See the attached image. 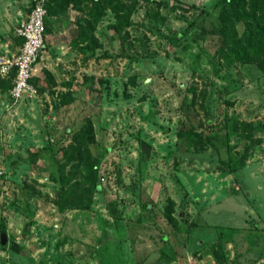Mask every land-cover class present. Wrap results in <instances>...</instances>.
<instances>
[{"label": "rangeland", "instance_id": "rangeland-1", "mask_svg": "<svg viewBox=\"0 0 264 264\" xmlns=\"http://www.w3.org/2000/svg\"><path fill=\"white\" fill-rule=\"evenodd\" d=\"M47 1L34 94L0 77V264H264V73L225 0ZM30 5L0 0V52ZM78 145L95 187L60 211Z\"/></svg>", "mask_w": 264, "mask_h": 264}, {"label": "trees", "instance_id": "trees-1", "mask_svg": "<svg viewBox=\"0 0 264 264\" xmlns=\"http://www.w3.org/2000/svg\"><path fill=\"white\" fill-rule=\"evenodd\" d=\"M225 3L220 14L223 16L224 22H228L230 25V33L226 35L228 40L227 54L234 56L236 60L242 63L260 60V68L264 73V0H225ZM63 6L61 5V7ZM45 7L47 16L44 19V24L45 32H47L46 25L49 15L47 0H45ZM234 21H239L243 25L239 35L234 31ZM223 29V27L220 28L219 33H223ZM81 30L80 28V32L83 34ZM90 30L88 29V31ZM14 40L17 41L16 38ZM7 78L11 80V77ZM139 145L143 146V143L140 142ZM74 153L75 161L69 165L67 173L60 171L57 178L59 187L55 193V204L60 211L64 210L65 207L88 208L95 187V172L90 170L94 169L95 166L90 161V152L86 147L78 145L75 147ZM81 167L89 170V176L74 180V172Z\"/></svg>", "mask_w": 264, "mask_h": 264}, {"label": "built area", "instance_id": "built-area-1", "mask_svg": "<svg viewBox=\"0 0 264 264\" xmlns=\"http://www.w3.org/2000/svg\"><path fill=\"white\" fill-rule=\"evenodd\" d=\"M46 16L45 0H31L24 19L13 29L17 49L0 52V77H11L12 85L8 92L14 100L35 92L31 79L44 50Z\"/></svg>", "mask_w": 264, "mask_h": 264}, {"label": "water", "instance_id": "water-1", "mask_svg": "<svg viewBox=\"0 0 264 264\" xmlns=\"http://www.w3.org/2000/svg\"><path fill=\"white\" fill-rule=\"evenodd\" d=\"M5 241L4 233H0V243H3Z\"/></svg>", "mask_w": 264, "mask_h": 264}]
</instances>
